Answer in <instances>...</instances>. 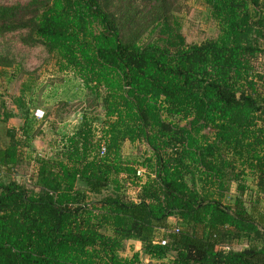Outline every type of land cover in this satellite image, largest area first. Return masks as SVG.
Instances as JSON below:
<instances>
[{
    "label": "trees",
    "instance_id": "obj_1",
    "mask_svg": "<svg viewBox=\"0 0 264 264\" xmlns=\"http://www.w3.org/2000/svg\"><path fill=\"white\" fill-rule=\"evenodd\" d=\"M183 1L0 0V73L23 80L21 113L0 105L23 120L0 144V264H144L133 242L147 264H264V0H197L218 26L201 43ZM51 62L84 97L48 111L55 153L28 162L44 130L27 95Z\"/></svg>",
    "mask_w": 264,
    "mask_h": 264
},
{
    "label": "rangeland",
    "instance_id": "obj_2",
    "mask_svg": "<svg viewBox=\"0 0 264 264\" xmlns=\"http://www.w3.org/2000/svg\"><path fill=\"white\" fill-rule=\"evenodd\" d=\"M183 5V9L177 14V17L190 41L201 43L211 37L217 36L218 26L212 19L209 10L205 6H203L197 0H184ZM53 68L54 62H51L49 66L40 71L38 74L39 79L36 81L37 83L34 86V91L27 95L28 104L31 105L28 108L32 110L30 113H33V116H36V113L42 116V118H30L29 129L31 128L32 130L29 132L31 134L32 132L35 134V131L41 132L40 128H43L44 130L43 133L35 136V142H33L30 147L24 148L26 161L28 162L33 160L34 156L38 154L52 156L55 153L54 149L51 148L49 146L50 144L47 142L53 136L54 130L52 131L51 126H54L57 123L54 119L43 122L48 115V111L58 101L66 100L74 102L84 97L82 84L75 78H69L66 81L64 80L65 82L56 81L55 83H52L51 81L53 79H51V74L52 70H54ZM22 81V78L16 80L11 79L10 73H0V105L2 102H5L10 111H13L14 114L18 115L21 113V110L17 109L14 103V97L20 95ZM4 116L5 113L0 108V144L5 142L7 128L15 127L18 129L23 124V120H21L19 117H15L13 120H9L7 123H4ZM81 116V113H75L66 117L64 122L58 126V130L65 126L68 128L70 124H75L74 122H76V126L79 125L81 122ZM42 140L48 141L46 144H44ZM123 152L126 157L134 160L140 157L143 151L140 149L136 150L129 143H126L123 146ZM32 177V167L28 166L27 164L21 166L16 175H13V179L21 183L29 182ZM250 184L253 185L252 179H250ZM136 194L137 190L134 188L128 191V195L132 198H135ZM171 224L174 227L176 225V221H173ZM164 234V231L158 232L157 240L163 238ZM241 248V246H237V249ZM137 252L140 253L141 263L147 264L149 262V257L141 252V244L139 242H133L131 244L128 243L127 251L123 255L132 257Z\"/></svg>",
    "mask_w": 264,
    "mask_h": 264
},
{
    "label": "built area",
    "instance_id": "obj_3",
    "mask_svg": "<svg viewBox=\"0 0 264 264\" xmlns=\"http://www.w3.org/2000/svg\"><path fill=\"white\" fill-rule=\"evenodd\" d=\"M39 112H40V111H39ZM42 113H43V112H42ZM35 115H36V117H38V118H42V116H40L38 113H36ZM104 152H105V148H103L102 154H104ZM141 173H142V171H139V175H140ZM157 241H158V243L160 242L162 245H166V241H165L163 238L158 239Z\"/></svg>",
    "mask_w": 264,
    "mask_h": 264
},
{
    "label": "crops",
    "instance_id": "obj_4",
    "mask_svg": "<svg viewBox=\"0 0 264 264\" xmlns=\"http://www.w3.org/2000/svg\"><path fill=\"white\" fill-rule=\"evenodd\" d=\"M75 124H70L69 126H68V128H67V126H65L66 127V129L67 130H73L74 128H76V122H74ZM74 125V126H73ZM173 221H175V219L174 218H171L170 219V223H172Z\"/></svg>",
    "mask_w": 264,
    "mask_h": 264
}]
</instances>
